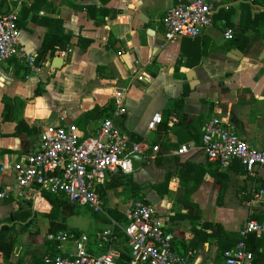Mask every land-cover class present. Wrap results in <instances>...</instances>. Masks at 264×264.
<instances>
[{"label":"crops","instance_id":"0c3cea01","mask_svg":"<svg viewBox=\"0 0 264 264\" xmlns=\"http://www.w3.org/2000/svg\"><path fill=\"white\" fill-rule=\"evenodd\" d=\"M205 1L211 4L212 25L197 37L165 43L163 16L176 0H109L105 5L100 0H0V15L18 12L19 42L27 52L36 55L53 34L65 38L71 50L55 53L43 62L41 74L24 80L17 59L0 64L1 158L13 163L39 151L44 125H75L83 137L93 136L115 93L124 94L127 114L114 122L127 136L142 140L132 143L145 161L127 174L139 187L136 193L131 186L122 187L123 193L109 192V176L98 190L104 226L93 234L68 227L88 236L92 256L105 252L98 234L119 224L115 204L125 203L123 213L134 197L155 207L174 251L192 253L190 264H225L221 247L234 244L251 217L264 223V200L254 197L264 186V168L247 172L238 162L223 168L196 150L177 153L183 145L199 146L204 125L213 118L225 119L250 147H264V0ZM95 7L108 12L102 16ZM228 30L231 40L224 38ZM185 88L187 96L179 105L175 101ZM3 97L33 129L30 134L13 135L15 123L2 119ZM154 113L162 123L149 131ZM15 183L13 173H0V190ZM32 189L35 206L30 211L16 200L0 203V228L18 234L16 253L8 261L0 256V264H40L48 255L73 251L71 242L47 240V219L44 235L34 225L48 206L37 186ZM208 222L216 226L201 229Z\"/></svg>","mask_w":264,"mask_h":264},{"label":"built area","instance_id":"2783aa9c","mask_svg":"<svg viewBox=\"0 0 264 264\" xmlns=\"http://www.w3.org/2000/svg\"><path fill=\"white\" fill-rule=\"evenodd\" d=\"M211 25V4L205 0L190 3L176 0V4L163 16L165 43L183 37H197ZM20 34L16 10L0 16V64L17 59L31 75L41 74L43 62L37 63V56L20 45ZM224 38L231 40L233 32L226 31ZM70 52L67 50V53ZM113 101V117L102 120L91 137L83 138L75 125L66 128L44 125L39 133V151L13 163L0 157V173H13L16 182L14 186H5L0 190V203L16 200L18 207H25L33 199L32 188L36 185L47 187L53 195L63 194L76 206L86 207L94 213H104L96 188L105 182L109 173L120 171L130 174L132 169L127 157L139 152V146L133 144L114 122V119L127 114L124 94L115 93ZM171 121L176 122V119L172 118ZM161 123V115L154 113L147 129L154 131ZM191 150L201 152L208 162L218 163L223 168H228L233 162L240 163L247 172L264 168V147L255 149L247 145L229 128L225 119L213 118L206 122L200 145H183L177 153L187 154ZM254 197L258 201L264 200V188L259 189ZM124 216L127 220L124 228L113 223L112 228L98 234L99 244L107 248L102 255L88 254L89 238L85 234L74 237L59 232L48 235L47 240L59 244L71 242L73 251L54 257L46 256L44 263L116 264L112 245L117 242V236L113 235V228L117 227L127 239L132 264H190L192 253L181 255L174 251L172 236L165 231L164 222L157 217L153 205L134 201L127 205ZM251 234L257 237L264 235V223L252 219L245 222L238 230L239 241L222 254L225 264H251L253 255L246 243Z\"/></svg>","mask_w":264,"mask_h":264},{"label":"trees","instance_id":"16d2710c","mask_svg":"<svg viewBox=\"0 0 264 264\" xmlns=\"http://www.w3.org/2000/svg\"><path fill=\"white\" fill-rule=\"evenodd\" d=\"M103 2V4H107L109 0H100ZM98 7L92 8L96 11H99L102 16H104L105 12H108L106 9H97ZM9 11H6L5 13H1V15L8 13ZM0 15V16H1ZM66 39L63 38L60 34L59 35H51L47 36L40 49L37 51V63L45 62L50 57H53L55 53H62L63 51L67 50V47L69 45L66 43ZM21 69L25 71L24 77H22V80L25 79L28 75H31L25 65H21ZM40 87V86H39ZM37 88L34 96L35 98L39 95L40 88ZM188 90L185 88L180 98L175 101L177 104H181L182 101L187 96ZM110 105L112 106L110 109V112L108 114H105L104 116H101V121L104 119L112 118L113 112H114V102L112 100L109 101ZM18 110H15V106H13L11 100L7 97L2 98V119L6 122H14L15 123V130L13 135L19 136L20 134H30L33 129H31L26 122L23 120L21 114ZM112 112V113H111ZM111 113V116H110ZM19 114V115H18ZM129 140L135 143L141 142L142 140L139 138H135L133 136H127ZM83 138H87L86 136ZM246 170V169H245ZM110 176L111 180L110 182H107L106 187L107 189H115L120 187H127L131 186L132 194H135L137 189L139 188L137 185H135L132 182L131 175L124 174L120 171H116L114 173H109L106 175V179ZM264 188V186H262ZM37 189L39 190V194L43 198L44 202L48 206L47 211L42 212L43 215L48 219L49 221V227H48V235H55L59 232H65L67 234L74 235V237H78L81 234L76 230H70L68 229L66 225V218L73 216L74 214L78 213L79 206H76L68 201V199L63 194H51L47 187L42 188L41 186H37ZM261 189L258 188L257 191ZM99 187L96 188L97 194L99 193ZM256 191V192H257ZM99 199L102 200L103 195L98 194ZM137 197V196H136ZM35 200L29 201L26 204V208H28V211L31 210V207L33 208L35 206ZM134 201H141L145 204L146 203L142 198H135L132 200ZM10 201H6L3 203H7ZM130 202V203H132ZM129 203V204H130ZM34 205V206H33ZM150 205V204H149ZM22 207V208H25ZM114 211V210H113ZM112 213V212H111ZM115 214H117L116 221L119 223V227L124 228L127 225V220L124 216V212L121 213L120 211L115 210ZM250 219L257 221L254 217H251ZM216 225L212 223H204L201 226V229H206L207 227L214 228ZM113 235L117 236L118 240L117 242H114L112 245V251L114 256V261L116 264H132L131 262V256H130V248L127 244V239L124 237L123 233L120 231V228L114 227L113 228ZM239 236V235H238ZM261 239H257V236L254 234H251L246 243H247V249L252 253L253 259L251 261V264H264V249L260 250L261 246V240L264 239V236H260ZM18 238L17 231H11L9 230L8 226H2L0 228V256L3 261H8L11 255L16 253V240ZM240 237H238L237 241L234 244H228L226 246L221 247V253L220 257H222L223 260V252L227 249H230L234 247V245L239 241ZM104 251H107V248H104ZM57 255H48V257H54ZM40 264H45L43 259L39 260Z\"/></svg>","mask_w":264,"mask_h":264},{"label":"rangeland","instance_id":"374dc122","mask_svg":"<svg viewBox=\"0 0 264 264\" xmlns=\"http://www.w3.org/2000/svg\"><path fill=\"white\" fill-rule=\"evenodd\" d=\"M122 189V187L115 189L108 188L109 192H115L117 194H119V192L123 193ZM115 193L111 194L110 196H113ZM117 197L118 196H116L115 198ZM112 199L114 200V198ZM115 206L118 210L122 211L125 208V203L121 200L118 201ZM42 214L43 213L38 214L34 225H38V228L41 231V235H44V226L42 225L44 224V222H47L48 219ZM106 221L107 219L105 218L103 213H94L92 210L86 207H79L77 214L66 218V225L69 228H77L84 231L85 233L93 234L97 229H100L102 226H104V222Z\"/></svg>","mask_w":264,"mask_h":264},{"label":"water","instance_id":"95a60500","mask_svg":"<svg viewBox=\"0 0 264 264\" xmlns=\"http://www.w3.org/2000/svg\"><path fill=\"white\" fill-rule=\"evenodd\" d=\"M261 59H264V52L261 55ZM127 159L130 161L131 169L134 172L142 167L145 161V156L141 152H135L128 155Z\"/></svg>","mask_w":264,"mask_h":264}]
</instances>
